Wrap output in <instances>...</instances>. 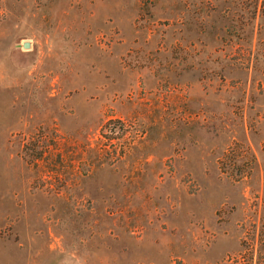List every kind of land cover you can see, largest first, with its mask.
I'll return each instance as SVG.
<instances>
[{"label":"rangeland","instance_id":"obj_1","mask_svg":"<svg viewBox=\"0 0 264 264\" xmlns=\"http://www.w3.org/2000/svg\"><path fill=\"white\" fill-rule=\"evenodd\" d=\"M0 264H264V0H0Z\"/></svg>","mask_w":264,"mask_h":264},{"label":"water","instance_id":"obj_2","mask_svg":"<svg viewBox=\"0 0 264 264\" xmlns=\"http://www.w3.org/2000/svg\"><path fill=\"white\" fill-rule=\"evenodd\" d=\"M29 46H30L29 43H26V44H25V47H29Z\"/></svg>","mask_w":264,"mask_h":264}]
</instances>
